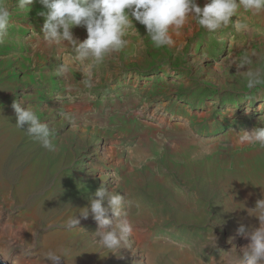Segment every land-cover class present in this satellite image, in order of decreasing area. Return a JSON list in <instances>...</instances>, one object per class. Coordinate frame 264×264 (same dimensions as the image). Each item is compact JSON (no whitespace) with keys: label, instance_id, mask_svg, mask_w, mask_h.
<instances>
[{"label":"rangeland","instance_id":"rangeland-1","mask_svg":"<svg viewBox=\"0 0 264 264\" xmlns=\"http://www.w3.org/2000/svg\"><path fill=\"white\" fill-rule=\"evenodd\" d=\"M4 4L11 16L0 42V260L52 264L46 252L67 250L59 264H234L233 247L250 243L237 228L260 226L248 210L264 199V149L240 140L264 127V85L249 90L245 78L264 70V16L248 14L260 34L231 26L213 34L189 20L170 28L175 45L160 49L134 22L129 47L94 66L87 89L79 69L61 73L69 53L44 39L38 0L30 9ZM73 33L86 38L83 27ZM244 56L253 62L241 68ZM20 100L53 129L54 151L15 126ZM102 184L142 209L124 218L131 246L117 254L98 246L91 214L63 226ZM59 189L67 198L54 206Z\"/></svg>","mask_w":264,"mask_h":264},{"label":"clouds","instance_id":"clouds-1","mask_svg":"<svg viewBox=\"0 0 264 264\" xmlns=\"http://www.w3.org/2000/svg\"><path fill=\"white\" fill-rule=\"evenodd\" d=\"M42 5L38 16L43 17L40 32L44 39L58 53L68 52L70 64L61 66V73L71 67L79 69L85 88L94 87L91 69L105 62L113 53L126 50L130 41L126 37L134 22L143 25L147 37L156 49L172 47L175 41L169 34L170 28L181 29L191 20L209 33H217L231 26L238 34L262 29L254 28L248 14L264 16V0H205L201 6L199 0H38ZM34 0H18V7L30 9ZM11 11L4 4L0 5V42L6 36L10 23ZM235 17V19H233ZM83 27L86 38L82 41L74 37L73 28ZM179 50V49H178ZM253 61L244 56L239 67H245ZM246 87L249 90L264 85V70H247ZM23 100L14 101L12 108L16 114L15 126L26 132L41 147L55 150L52 143L53 129L43 122L35 108L22 107ZM65 119L71 117L62 114ZM241 142H248L264 149V127H257L251 134L243 133ZM123 184V180H119ZM119 189V187L117 188ZM105 201L108 207L104 206ZM109 209L116 219L108 218ZM139 215L142 211L138 201L111 191L102 184L93 195L88 197V204L70 215L63 226L76 228L80 218L87 219L91 214L99 230L95 233L98 246L113 254L123 247H130L132 226L124 219L132 210ZM250 216L260 221V226L247 231L245 225L237 228V234L250 238V243L237 251L231 252L234 264H264V199H258L255 207L248 210ZM231 243V239L229 240ZM67 250L61 253L48 251L44 254L52 264H59L61 257L67 258Z\"/></svg>","mask_w":264,"mask_h":264},{"label":"bare ground","instance_id":"bare-ground-1","mask_svg":"<svg viewBox=\"0 0 264 264\" xmlns=\"http://www.w3.org/2000/svg\"><path fill=\"white\" fill-rule=\"evenodd\" d=\"M52 195L54 196L53 198L56 200L54 206H60V204L64 205V200L65 198H67V192L65 190H55Z\"/></svg>","mask_w":264,"mask_h":264},{"label":"water","instance_id":"water-1","mask_svg":"<svg viewBox=\"0 0 264 264\" xmlns=\"http://www.w3.org/2000/svg\"><path fill=\"white\" fill-rule=\"evenodd\" d=\"M0 264H5V263H3V262L0 260Z\"/></svg>","mask_w":264,"mask_h":264}]
</instances>
